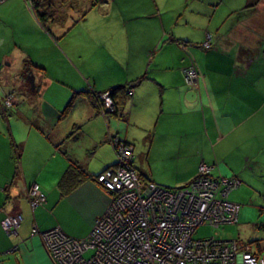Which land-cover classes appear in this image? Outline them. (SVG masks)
I'll list each match as a JSON object with an SVG mask.
<instances>
[{
	"label": "crops",
	"instance_id": "obj_1",
	"mask_svg": "<svg viewBox=\"0 0 264 264\" xmlns=\"http://www.w3.org/2000/svg\"><path fill=\"white\" fill-rule=\"evenodd\" d=\"M32 1L0 0V99L12 88L18 94L7 108L0 101V223L21 216L10 234L0 224V253L11 264H55L33 226L88 235L110 200L95 179L116 161L109 135L132 144L144 180L183 185L203 162L212 177L239 180L227 195L240 204L237 217L256 196L264 200V0H102L80 20L72 0H48L65 18L46 28ZM249 18L257 24L242 26ZM70 29L72 51L60 44ZM190 59L196 88L184 81ZM60 60L72 80L59 79ZM143 74L119 115L97 110L91 91ZM70 163L85 177L62 195ZM32 183L45 194L33 209Z\"/></svg>",
	"mask_w": 264,
	"mask_h": 264
},
{
	"label": "built area",
	"instance_id": "obj_2",
	"mask_svg": "<svg viewBox=\"0 0 264 264\" xmlns=\"http://www.w3.org/2000/svg\"><path fill=\"white\" fill-rule=\"evenodd\" d=\"M185 72L186 81L197 87L195 69ZM15 99L12 88L0 100L8 107ZM99 103L102 115L114 111L108 91L99 95ZM130 147L122 148L133 150ZM121 153L113 166L95 177L110 192V200L87 236L32 227V235L41 238L55 264H264V256L253 254L249 246L241 248L234 239L193 237L198 226L216 228L236 220L239 204L227 194L237 179L210 178L211 166L200 162L192 180L170 188L140 180L132 166L133 152ZM27 196L32 209L45 201L38 183L27 188ZM20 219L7 213L0 224L6 233L15 232Z\"/></svg>",
	"mask_w": 264,
	"mask_h": 264
},
{
	"label": "rangeland",
	"instance_id": "obj_3",
	"mask_svg": "<svg viewBox=\"0 0 264 264\" xmlns=\"http://www.w3.org/2000/svg\"><path fill=\"white\" fill-rule=\"evenodd\" d=\"M259 4H261V2ZM174 7H175V5H174ZM253 22H254V19L249 18V20H245V21L241 22V25L242 26L249 25V26L253 27L254 24H257L255 22L254 23ZM263 22H264V14H263ZM60 44L62 46L63 45H66L68 47L70 46V49L72 51V47H71L72 46L71 45L72 44V29L66 31V35L64 37H62L60 40ZM86 55H88V54H86ZM60 62H61L60 69L63 68V70H62V74L60 75L59 79H62L65 77V78H68L69 80H72V71H71L72 69L70 70L69 67H67L62 60H60ZM94 63L96 64L98 62L94 61ZM28 85H29V83H28ZM17 98H18V94L16 91V99ZM13 101H12V103H13ZM12 103H11V105H12ZM2 107L7 108V107L3 106V104H2ZM107 113H109V112H107ZM107 113H105L104 115H106ZM74 131H75L74 129H73V132L71 130V134L69 133V135L71 136L74 133ZM108 137H109L108 141L114 149L116 159L120 157L118 155V151H121L122 153L124 152L123 154H126V155L129 154V152H133L132 149L125 150L124 148H122V147H130L131 145L128 142L123 143V141L121 139H120L121 141H116L115 137L110 136V135ZM217 164H218V162L214 163V165H217ZM208 175L210 178H214L210 175V173ZM138 177H139V175H138ZM229 179H236V178L229 177ZM178 186H181V185H178ZM178 186L175 185L172 187H178ZM167 187H170V186H167ZM244 215L246 216V219H247V221H245V222L242 221ZM12 232H14V231L11 230L9 233H12ZM31 234H33L32 230H31ZM211 236H215V238L222 239V240L234 239L236 241V244H238L241 248H243L245 246H249V244H250V246H251L250 249L252 251H259V253L262 256H264V200L262 199V196H256L255 200H253V202L251 204H249L248 207L243 210V212L241 211V215H238V217H237V222L232 223V224H225V225H222V226L216 227V228L211 227L209 225H201V226H198L196 228V230L193 234V237L204 238V237H211ZM87 254H89V252L85 253V255H87ZM8 257L11 259V262H13L11 255L0 253V264H2V263L3 264H11V262H9V260H8Z\"/></svg>",
	"mask_w": 264,
	"mask_h": 264
},
{
	"label": "trees",
	"instance_id": "obj_4",
	"mask_svg": "<svg viewBox=\"0 0 264 264\" xmlns=\"http://www.w3.org/2000/svg\"><path fill=\"white\" fill-rule=\"evenodd\" d=\"M44 1L45 0H34V1L31 2L32 3V10H33L34 14L36 15V17L38 18V21H40L45 28H46V23L49 22V21H54L55 23L63 24V22H64L63 18H65L63 16V14L62 13L59 14L57 12V8L56 9H54V8L50 9V7H51L50 4L51 3H49V1L46 0V1H48V4H46V2H44ZM60 1L63 2V1H66V0H60ZM254 1L258 2V0H254ZM101 2H102V0H72V8L76 9L77 12H78L77 18H75L74 20L83 19L85 14H86V12H87V10L91 6H94V5H96L98 3H101ZM255 2H254V4L252 3V6H254L256 4ZM46 5H47V7H46ZM59 16H61L60 19H59ZM204 44H205V45H203L204 47L208 46V42H205ZM263 53H264V50L261 51V57H262V60L264 61V54ZM190 67H193L195 69V71L198 73L196 67L193 65V61L190 59L188 64L183 68V76H184V81L186 82V84L188 86H190V87H193L192 85H190L186 81V78H185V76H186V72L185 71L187 70V68H190ZM146 77H147L146 74H143L140 77H138L137 79H135L134 82L133 81H128V82H125L124 84H118L116 86L108 88L106 91L109 92L110 98H111V100L113 102V105H114V111L113 112H109L106 115L120 114L122 112L121 106L124 104V102L126 100V97L131 95L132 87L134 86V84L137 83L138 81L146 78ZM193 88H196V87H193ZM90 93H91V97L94 99V103L96 104L97 110H99V112L101 113V111L103 110V106H102L101 103H99L98 99H99V95L102 92L91 91ZM72 103H73V96L67 101V103L63 107V109H62V111L60 113V117H65L68 114V112L72 108ZM72 132H73V129H72ZM70 134H71V132H70ZM129 144L132 145L131 143H129ZM133 158H134V154L132 156V161H133ZM134 169H135V167H134ZM81 172L82 171H81V169H80V167L78 165L70 163V165L66 169V173L64 174V176L61 178V181L59 182V187L61 189L62 195H65L66 193H68L72 189V187H74V185H76L79 181H81L85 177V175L83 173H81ZM219 177H226V176H219ZM226 178H229V177L227 176ZM140 180L147 181V180H144L142 178H140ZM237 186H238V184L234 185L233 187H231L229 189V191L232 190L233 188L237 187ZM229 191H228V194H229ZM107 192L109 193V196H110V192L108 190H107ZM28 202H29V200H28ZM42 204H39V205H42ZM39 205H37V206H39ZM239 206H240V204H239ZM234 222H230V223H226V224H232ZM223 225H225V224H223ZM7 234H10V233H7ZM79 238H81V237H79ZM249 249H250V247H249ZM251 252L253 254H255V255H261L259 253V251H252L251 250ZM47 254H48L49 258L51 259V257H50L48 252H47Z\"/></svg>",
	"mask_w": 264,
	"mask_h": 264
},
{
	"label": "water",
	"instance_id": "obj_5",
	"mask_svg": "<svg viewBox=\"0 0 264 264\" xmlns=\"http://www.w3.org/2000/svg\"><path fill=\"white\" fill-rule=\"evenodd\" d=\"M26 80L30 84V88L33 89L34 88V75L31 71L26 75Z\"/></svg>",
	"mask_w": 264,
	"mask_h": 264
}]
</instances>
